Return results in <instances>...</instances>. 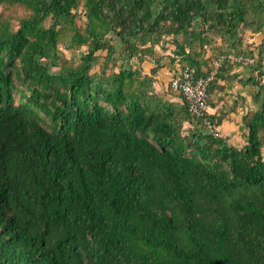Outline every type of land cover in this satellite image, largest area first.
Returning a JSON list of instances; mask_svg holds the SVG:
<instances>
[{"label": "trees", "instance_id": "obj_1", "mask_svg": "<svg viewBox=\"0 0 264 264\" xmlns=\"http://www.w3.org/2000/svg\"><path fill=\"white\" fill-rule=\"evenodd\" d=\"M0 6L29 13L0 16V264H264V0ZM168 50L198 76L256 58L242 147L155 90Z\"/></svg>", "mask_w": 264, "mask_h": 264}, {"label": "crops", "instance_id": "obj_2", "mask_svg": "<svg viewBox=\"0 0 264 264\" xmlns=\"http://www.w3.org/2000/svg\"><path fill=\"white\" fill-rule=\"evenodd\" d=\"M249 44H255L254 38L246 39ZM170 51L162 53L163 61L155 74V90L163 93L169 88V81L174 77L180 67L177 64L168 63ZM133 69L139 70L142 74H149L155 66L148 61L139 63L131 61ZM206 68H203L205 74ZM252 76L251 69L246 66H233L228 70L225 80L219 81V89L215 90L210 98L209 114L218 119L215 125L216 133L227 138L229 144L235 147H242L245 143L244 136L246 129L243 123V116L259 109L260 103H255L253 95L255 89L250 86H242L239 80H245Z\"/></svg>", "mask_w": 264, "mask_h": 264}, {"label": "built area", "instance_id": "obj_3", "mask_svg": "<svg viewBox=\"0 0 264 264\" xmlns=\"http://www.w3.org/2000/svg\"><path fill=\"white\" fill-rule=\"evenodd\" d=\"M142 58L153 65L155 63L149 57L142 56ZM226 62L250 67L256 63V58H247L235 54L218 55L212 60L211 70L206 72L205 76H198L195 69L184 67L180 68L178 73L169 81V88L180 93L189 113L201 119L210 128L208 86L214 80L219 68ZM262 84H264V80H262Z\"/></svg>", "mask_w": 264, "mask_h": 264}, {"label": "rangeland", "instance_id": "obj_4", "mask_svg": "<svg viewBox=\"0 0 264 264\" xmlns=\"http://www.w3.org/2000/svg\"><path fill=\"white\" fill-rule=\"evenodd\" d=\"M28 14L29 13L24 8H22L20 6H10V7L9 6H0V16L7 18V19H10L15 28H16V25L18 23V20L23 18V17L28 16ZM47 25H48V23H47ZM244 36H245V40L254 38V42L255 41L258 42L261 39V36L259 34L244 33ZM253 45H255V44H253ZM156 49H157V51H159L158 48H156ZM103 54L101 56H103ZM78 56H79V52H71V53L68 52L66 54V58L69 60L73 57L77 58ZM101 60H102V57H100V61ZM132 61L134 62L136 60H132ZM167 93H169V92H165L164 95H166ZM170 93H173L174 97H170V95H168V96L166 95V96L168 98H171L172 100H177V93H174V92H170ZM210 101L211 100L209 98V104H210ZM263 155H264V148H263Z\"/></svg>", "mask_w": 264, "mask_h": 264}]
</instances>
